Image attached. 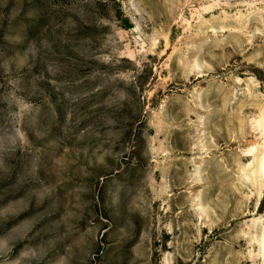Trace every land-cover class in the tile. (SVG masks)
<instances>
[{
    "label": "rangeland",
    "instance_id": "obj_1",
    "mask_svg": "<svg viewBox=\"0 0 264 264\" xmlns=\"http://www.w3.org/2000/svg\"><path fill=\"white\" fill-rule=\"evenodd\" d=\"M0 264H264V0H0Z\"/></svg>",
    "mask_w": 264,
    "mask_h": 264
}]
</instances>
